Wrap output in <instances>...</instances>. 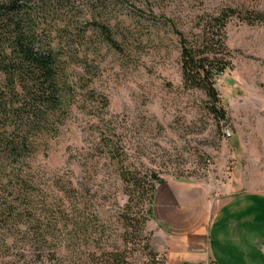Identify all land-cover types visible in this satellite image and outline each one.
Listing matches in <instances>:
<instances>
[{
	"label": "rangeland",
	"instance_id": "obj_1",
	"mask_svg": "<svg viewBox=\"0 0 264 264\" xmlns=\"http://www.w3.org/2000/svg\"><path fill=\"white\" fill-rule=\"evenodd\" d=\"M56 2L34 0L37 24L55 54L68 60L73 79L81 75L84 89L75 90L58 121L34 129L28 123L26 128L34 151L22 155V176L33 181L27 187L36 197L34 233L48 237L35 242L34 256L56 254L63 264H95L105 248L125 250V264H165L149 221L141 243L132 229L124 228L128 197L118 176L120 166L162 181L199 183L213 197L223 196L234 184L233 176L264 170V23L249 25L233 18L226 27L231 67L217 88L228 121L219 125L201 105L203 96L183 89L178 39L169 26L173 22L188 35L196 32V18L203 13L227 6L264 12V0ZM101 26L108 28L117 47L106 44ZM101 96L108 102L106 109ZM68 180L82 189L79 214L92 224V216L97 220L95 232L75 253L63 228L52 227L55 217L70 215L69 193L63 198ZM5 200L10 193L0 189V210ZM17 204L13 206L23 218ZM5 228L0 233L16 236L15 224ZM19 241L2 247L0 264H23L18 261Z\"/></svg>",
	"mask_w": 264,
	"mask_h": 264
},
{
	"label": "trees",
	"instance_id": "obj_2",
	"mask_svg": "<svg viewBox=\"0 0 264 264\" xmlns=\"http://www.w3.org/2000/svg\"><path fill=\"white\" fill-rule=\"evenodd\" d=\"M56 1L62 3L68 0ZM233 18L249 25L264 23V12L227 6L214 14L203 13L196 18V32L190 31L188 35L173 22L169 26V32L178 39L182 87L203 96L201 105L217 125L228 121L217 81L231 67L226 27ZM43 31L37 24L34 0H0V189L10 193V200H5L0 210V217L6 216L0 219V229H6L8 224L16 225V236H7L5 231L0 233V250L7 245V241L15 244L19 239L18 261L23 264H63V257L56 254L46 258L40 253L34 256L35 242L38 245L40 240L45 242L48 237L34 233L36 197L27 187L32 186L33 181L22 176V157L34 151V144L26 134L27 125L30 123L34 129L45 127L50 124L49 121H58L67 102L74 99L75 90L84 89L79 86L81 75L73 79V74H69L68 60L55 54L54 49L44 41ZM100 31L107 45L117 47L107 27L101 26ZM87 93L94 95L93 90H87ZM100 105L103 109L108 107L103 96L100 97ZM103 146L107 147V142ZM118 176L128 197L123 214L124 228L132 229L134 239L141 243L146 241L143 234L151 218L155 184L163 181L154 175L140 176L123 166L119 167ZM67 187L63 198L69 193L70 217L60 214L54 218L52 227L63 228L66 241L72 245V253H75L79 252L81 241L95 232L93 229H96L97 220L92 216V224L88 216L79 214L78 205L82 197L80 186L75 187L68 180ZM133 201H136L133 206L136 207L135 212L132 211L134 208H129ZM14 204L25 212L23 218ZM145 205L148 206L146 210ZM52 239L56 240L55 235ZM144 248L149 249L147 244ZM100 252L101 258L95 264H125V250L104 248ZM152 254L149 252V255Z\"/></svg>",
	"mask_w": 264,
	"mask_h": 264
},
{
	"label": "crops",
	"instance_id": "obj_3",
	"mask_svg": "<svg viewBox=\"0 0 264 264\" xmlns=\"http://www.w3.org/2000/svg\"><path fill=\"white\" fill-rule=\"evenodd\" d=\"M232 179L221 197L192 181L156 186L148 227L165 264H264V170Z\"/></svg>",
	"mask_w": 264,
	"mask_h": 264
},
{
	"label": "water",
	"instance_id": "obj_4",
	"mask_svg": "<svg viewBox=\"0 0 264 264\" xmlns=\"http://www.w3.org/2000/svg\"><path fill=\"white\" fill-rule=\"evenodd\" d=\"M227 137H229V134L227 133Z\"/></svg>",
	"mask_w": 264,
	"mask_h": 264
}]
</instances>
